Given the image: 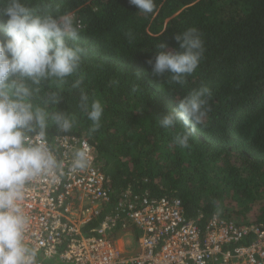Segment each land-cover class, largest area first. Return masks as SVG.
Segmentation results:
<instances>
[{
    "label": "trees",
    "instance_id": "trees-1",
    "mask_svg": "<svg viewBox=\"0 0 264 264\" xmlns=\"http://www.w3.org/2000/svg\"><path fill=\"white\" fill-rule=\"evenodd\" d=\"M7 2L0 0V7ZM20 2L54 18L72 12L82 25L79 41L69 42L86 50L80 72L69 78L63 100L50 109L68 112L76 125L70 133L50 127L48 140L87 137L108 174L113 201L130 187L156 198H179L188 219L203 215L201 225L217 215L264 226V0H154L151 14L139 12L129 0ZM7 19L0 15V39H7ZM190 28L201 33L204 55L187 84L152 76L146 61H154L159 44L168 45L163 51H178L175 35ZM81 75L84 83L71 89ZM203 87L212 92L211 111L190 147L182 148L173 141L185 131L183 122L165 129L159 121L178 108L179 99ZM50 90L58 91L45 86L44 92ZM81 91L104 107L95 133L78 108ZM101 221H92L84 232ZM137 235L133 227L118 228L112 238L136 240Z\"/></svg>",
    "mask_w": 264,
    "mask_h": 264
},
{
    "label": "clouds",
    "instance_id": "clouds-1",
    "mask_svg": "<svg viewBox=\"0 0 264 264\" xmlns=\"http://www.w3.org/2000/svg\"><path fill=\"white\" fill-rule=\"evenodd\" d=\"M129 2L144 14L156 9L154 0ZM51 9L49 4L47 11ZM55 11L59 12V5ZM0 15L8 17L4 26L7 39H0V264H37V250L25 242L30 218L21 204L32 182L54 178L63 167L48 142V130L53 127L58 133H70L76 119L68 112L50 109L63 100L61 93L70 83L69 78L79 74L86 50L69 43L79 41L82 27L72 12L54 18L20 0H8L0 7ZM126 36L133 39L131 32ZM174 39L179 43L178 51H163L168 45L159 44L154 61L149 59L146 63L152 68V76L163 79L167 75L168 83L183 86L199 67L204 43L196 28L177 34ZM83 83L81 75L71 83V89H78ZM45 86L58 91L44 92ZM211 96L207 87L192 91L179 99L176 110L159 121L165 129L183 122L185 131L175 136V144L190 147V138L211 111ZM78 108L92 122L90 132L99 131L104 114L102 103L90 102L88 94L81 91ZM90 162L87 146L78 148L70 171H83Z\"/></svg>",
    "mask_w": 264,
    "mask_h": 264
},
{
    "label": "built area",
    "instance_id": "built-area-1",
    "mask_svg": "<svg viewBox=\"0 0 264 264\" xmlns=\"http://www.w3.org/2000/svg\"><path fill=\"white\" fill-rule=\"evenodd\" d=\"M49 144L63 167L32 182L21 206L30 218L26 244L37 264H264V226L212 215L185 216L177 197H152L130 187L116 201L96 147L84 135H60ZM87 146V169L72 173L76 149ZM102 218L97 228H84ZM137 230V251L125 254L115 229Z\"/></svg>",
    "mask_w": 264,
    "mask_h": 264
},
{
    "label": "rangeland",
    "instance_id": "rangeland-1",
    "mask_svg": "<svg viewBox=\"0 0 264 264\" xmlns=\"http://www.w3.org/2000/svg\"><path fill=\"white\" fill-rule=\"evenodd\" d=\"M247 220V216H243ZM118 240L120 241L124 253L125 254H133L137 251V242L134 240V238H126L124 236L118 237Z\"/></svg>",
    "mask_w": 264,
    "mask_h": 264
}]
</instances>
